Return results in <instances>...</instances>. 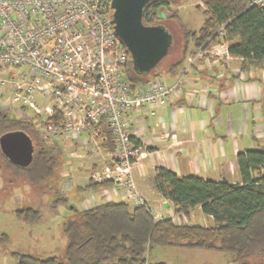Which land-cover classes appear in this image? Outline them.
I'll list each match as a JSON object with an SVG mask.
<instances>
[{"label": "trees", "instance_id": "obj_1", "mask_svg": "<svg viewBox=\"0 0 264 264\" xmlns=\"http://www.w3.org/2000/svg\"><path fill=\"white\" fill-rule=\"evenodd\" d=\"M186 2L154 0L143 14L142 21L146 26H162L171 34L164 22L170 18L180 28V57L165 72L168 76L177 78L189 56L219 42L228 46L232 59L241 60L242 70L263 66L264 10L251 7L249 0H203L209 10L202 12L195 7L203 21L200 29L191 31L182 26L179 13L171 10ZM164 10L168 11L166 17L161 15ZM221 28L223 36L220 35ZM160 63L157 70L138 74L128 54L125 79L130 84L147 85L160 78ZM10 132H23L30 137L32 162L24 168L16 166L0 150V174L9 175V183L23 182L30 189L41 191V196L47 194L52 190L49 185L56 184L59 179L63 164L57 148L46 143L32 122L9 117L0 111V137ZM105 136L110 144L107 130ZM236 161L240 182L235 185L226 181L179 177L170 170L157 169L155 189L172 204V217L154 221L145 207L109 201L75 212L61 224L67 245L60 258H41L19 252H12L10 256L16 264H167L150 262L148 253L154 248H177L227 254L232 257V264H262L264 147L240 152ZM111 188L109 183L94 184L88 180L84 189L95 192ZM52 193L54 197L50 204L53 209L66 202L57 191ZM198 208L212 219L213 226L189 224L191 214ZM14 216L17 222L30 227L41 221V213L34 207L17 209Z\"/></svg>", "mask_w": 264, "mask_h": 264}, {"label": "built area", "instance_id": "obj_2", "mask_svg": "<svg viewBox=\"0 0 264 264\" xmlns=\"http://www.w3.org/2000/svg\"><path fill=\"white\" fill-rule=\"evenodd\" d=\"M249 3L264 10V0ZM111 20V0H0V111L14 107L16 117L32 122L47 144L56 141L50 145L65 153L67 164L88 162V180L111 184L124 202L162 221L167 217L136 186L133 170L147 148L130 135L127 116L169 106L183 76L200 60L232 58L225 43L210 44L188 58L173 85L161 78L130 84L128 52Z\"/></svg>", "mask_w": 264, "mask_h": 264}, {"label": "crops", "instance_id": "obj_3", "mask_svg": "<svg viewBox=\"0 0 264 264\" xmlns=\"http://www.w3.org/2000/svg\"><path fill=\"white\" fill-rule=\"evenodd\" d=\"M168 77L169 85L179 79ZM151 110L155 116H150ZM127 120L130 135L147 148L146 157L133 170L136 186L150 207L171 217L172 204L155 189L157 169L235 185L240 182L237 154L264 147V64L242 70L238 59H202L183 76L169 106L133 111ZM70 160L65 167H71ZM74 162V170L87 172L88 162ZM112 196L122 199L120 194ZM87 202L84 210L92 207ZM195 213H201L200 208L191 217ZM9 244L10 236L0 234V246ZM12 252L7 250L0 264H16Z\"/></svg>", "mask_w": 264, "mask_h": 264}, {"label": "rangeland", "instance_id": "obj_4", "mask_svg": "<svg viewBox=\"0 0 264 264\" xmlns=\"http://www.w3.org/2000/svg\"><path fill=\"white\" fill-rule=\"evenodd\" d=\"M202 4V6L200 5ZM195 7L203 12V0H187V2L178 7H172L179 14L180 23L186 29L197 31L202 25L203 16L195 10ZM168 11H162L161 15L166 17ZM172 20V19H171ZM166 27L172 32L173 43L170 52L160 63V78L169 85L171 81L165 73L167 69L175 63L180 57L181 32L175 21L170 18L164 21ZM9 117H16L17 111L10 105L4 109ZM56 141L48 140V143ZM57 142H60L58 140ZM60 145V144H58ZM63 162L59 171V179L56 184H51L52 188L47 194L41 196V191L30 189L27 184L9 183V175L0 174V234L10 236L9 247L0 246V258L5 256L7 250L28 254L36 257H58L63 255L67 245V238L61 233V224L75 212L88 206L90 201L93 206H97L109 201H120L122 199L112 196L114 190L108 191H87L85 186L88 182V173L84 170L78 171L77 163L70 160L73 164L71 167H64L66 164L65 153H59ZM67 173L64 174V171ZM81 189V190H80ZM58 192L59 196L66 199V202L51 207V201L54 197L52 192ZM52 193V195H51ZM86 204V205H85ZM24 207H34L41 213V221L32 227L20 224L16 221L14 212ZM193 226H213L212 220H208L205 215L195 213L189 220ZM151 261L166 262L168 264H232V257L227 254L206 252V251H186L176 248H154L148 253ZM5 259V258H4ZM264 264V261L263 263Z\"/></svg>", "mask_w": 264, "mask_h": 264}, {"label": "water", "instance_id": "obj_5", "mask_svg": "<svg viewBox=\"0 0 264 264\" xmlns=\"http://www.w3.org/2000/svg\"><path fill=\"white\" fill-rule=\"evenodd\" d=\"M154 0H111L114 32L130 56L138 74L157 70L167 56L172 35L162 26L143 24L144 10ZM2 154L14 165L27 167L32 162L33 143L23 132H10L0 137Z\"/></svg>", "mask_w": 264, "mask_h": 264}]
</instances>
